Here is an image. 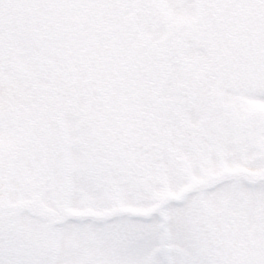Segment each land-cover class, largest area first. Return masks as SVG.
Returning a JSON list of instances; mask_svg holds the SVG:
<instances>
[{
    "label": "trees",
    "instance_id": "1",
    "mask_svg": "<svg viewBox=\"0 0 264 264\" xmlns=\"http://www.w3.org/2000/svg\"><path fill=\"white\" fill-rule=\"evenodd\" d=\"M162 1L0 0V121L4 123L0 127L13 133L10 146L0 144V193L10 195L7 184L18 185L20 180L28 182L29 187L43 178L54 182L50 165L64 167L70 131L79 137L82 134L89 144L92 163L86 173L90 172L98 186L109 189L112 174L128 171L122 167L123 154L143 145L144 135L153 127V121L149 122L153 104H148L146 98L153 99L157 93L151 89L155 92V87L160 89V84L172 79L174 72L169 67L178 65L180 58L177 49L182 43L176 34L179 26L171 22ZM194 2L199 13L188 26V42L197 44L199 38L191 32L201 30L207 17L203 13L211 9L208 5L216 3L225 15L217 28H230L225 36L237 34L240 51L235 52V41L212 49L222 51L226 47L231 50V58L251 59L263 70H256L254 75L264 74V15L256 10L255 0ZM147 28L152 34L161 32L156 37L147 36ZM121 44L134 50L129 54L131 60L139 59L137 63L122 62ZM221 59L224 63L228 60ZM134 76L149 82L141 88L144 102L135 96ZM263 79L259 80L264 82ZM243 81L253 82L248 77ZM178 90L181 100L171 111L175 118L191 107L187 86ZM119 93L130 97L131 108L125 113L113 112ZM123 115L127 117L122 119ZM177 134H172L171 139L176 147L181 145L179 128ZM57 192L48 191L49 200L56 199ZM38 199L47 206L50 203L45 193ZM0 206V264H59L48 252L51 244L53 249L55 246L52 230L59 225L49 224L51 219L42 211L30 215L32 207L11 208L6 202ZM149 213L151 216L157 212ZM110 214L109 219L115 220L136 216L118 209ZM222 214L220 237L213 238L212 222L207 221L209 235L200 234L195 253L191 258L180 257L179 264H264L256 230L245 223L238 224L234 216L229 220L225 210ZM84 218L93 217L82 214L75 223H83ZM66 221L69 218L63 223ZM224 223L229 230H225ZM234 227L240 231L244 245L231 238ZM100 255L88 257L89 264H101Z\"/></svg>",
    "mask_w": 264,
    "mask_h": 264
},
{
    "label": "rangeland",
    "instance_id": "2",
    "mask_svg": "<svg viewBox=\"0 0 264 264\" xmlns=\"http://www.w3.org/2000/svg\"><path fill=\"white\" fill-rule=\"evenodd\" d=\"M176 1L163 0L162 7L171 22L179 26L176 34L178 42L182 43L177 49L180 58L178 65L169 67L174 72L172 79L160 84V89L155 87V92L151 89L157 93L153 99L146 98L148 104H153V114L149 117L153 127H147L150 129L144 135L143 145L129 148L123 154L122 167L128 171L112 174L109 189L98 186L97 181L90 178V172L86 173L92 163L89 144L82 134L79 137L70 131L62 172L55 164L50 165L54 182L43 178L31 187L22 180L18 185L7 184L11 192L7 201L11 208L32 207L30 215L41 210L55 212L53 220H61L65 213L93 217L84 218L83 223L78 224L69 218L52 230L55 246L53 249L54 243L51 244L48 252L59 264H89V259L98 254L102 257L101 264H179L180 257L191 258L195 253L200 234L207 232L209 235L207 221L212 222L213 238L220 237L218 232L223 229L224 210L229 213V220L234 216L238 224L245 223L256 230L259 250L264 251V182L259 181L264 177V89L235 93V90L223 88L225 76L235 73V68L239 75L250 73L249 76H254L261 65L255 66V62L248 60L241 65H235V61L234 65H220L219 58L232 59L231 50L225 45V50L215 51L212 46L221 48L226 41L228 45L235 41V52L240 51L236 45L239 37L237 34L225 36L230 28H217L225 15L213 3L208 5L211 9L203 13L210 17L202 23L201 30L191 32L199 38L197 44L189 43L186 32L199 13L198 7L194 0ZM255 2L256 10L264 15V0ZM146 32L147 36L156 37L161 31L152 34L147 28ZM121 51L123 63L139 61L131 60L129 53L134 50H128L127 45L121 44ZM259 74L257 76H264ZM134 79L135 96L144 102L141 88L149 82L145 83L138 76ZM180 86H187L191 105L195 102L197 106H191L175 118L171 111L181 100ZM127 96L119 93L113 112L125 113V109L131 108ZM1 125L4 126L2 121ZM178 128L184 136L178 138L181 145L176 147L171 139ZM6 129L0 127L3 147L10 146L11 141V133ZM211 130L216 136H207ZM228 172L243 176L226 177ZM64 173L66 175H62ZM222 177L226 178L220 185L214 188L199 186L182 203H170L150 216L149 211L156 202L176 195L187 186L211 184ZM54 190L58 191L54 195L56 199L49 200L48 191L54 194ZM44 193L50 202L48 206L38 199ZM114 209H124L138 216L127 220L109 219ZM53 220L48 219L52 226ZM224 225L225 230H229L228 225ZM233 230L231 238L244 245L240 231L235 227ZM213 251L219 253L218 249Z\"/></svg>",
    "mask_w": 264,
    "mask_h": 264
},
{
    "label": "flooded vegetation",
    "instance_id": "3",
    "mask_svg": "<svg viewBox=\"0 0 264 264\" xmlns=\"http://www.w3.org/2000/svg\"><path fill=\"white\" fill-rule=\"evenodd\" d=\"M212 4V3H211ZM216 4V3H215ZM217 5V4H216ZM208 7V6H207ZM217 8H218V5L216 6ZM211 8V7H210ZM210 17V15L208 16L207 15V17H204V21H206L208 18ZM222 21H223V19L222 20H220V22H219V24H221L222 23ZM235 47V46H234ZM234 56H235V53H234ZM246 60H248V61H250V63H253V60H251V59H245V60H238V59H236V56H235V58H232V59H228L225 63L222 61V59L221 58H219V61L218 62H221L222 61V63L220 64V65H225V64H229V62L230 61H232V62H230L231 63V65H234V61H235V65H241L242 63L243 64H245L246 62ZM235 74H230V75H226L225 76V80L226 81H224V84H223V88H227V90H235V93H246V92H249V91H252V90H254V89H259V90H261V89H264V82L263 81H261V80H259L260 78H264V76L262 77V76H257V75H254V76H249V75H239V74H237V70H236V68H235ZM258 75H260V74H258ZM245 77H248V78H250L253 82H250V81H243V79L245 78ZM258 79H257V78ZM208 80V79H207ZM209 81V80H208ZM189 87V86H188ZM253 88V89H252ZM211 90H212V87L210 88ZM189 91V90H188ZM190 97H191V95H190ZM214 101H216L217 102V99H215ZM127 104H128V102H127ZM194 104L196 105V103L194 102ZM195 105H191V106H195ZM197 106V105H196ZM127 110H129L128 108L127 109H125V111L124 112H127ZM228 110V109H227ZM224 112H226V109H224ZM235 116H237V115H235ZM11 133V135L13 134L12 132H10ZM180 133V132H179ZM181 136H179L180 138H182V136H184V134H180ZM207 136H209V137H212V136H216V133H214V131H210V134H207ZM250 175V174H249ZM236 176H238V177H242L243 175H236ZM225 180V178H221V180H216V184L212 187V188H214V187H216L217 185H220L223 181ZM260 182H264V177L262 178V179H260L259 180ZM206 188V187H205ZM6 192V191H5ZM8 197H9V195H6V194H4V193H0V205H2V204H5V202H6V204H7V206H9L10 207V204H9V202L7 201L8 200ZM1 211H2V208H1V206H0V214H1ZM42 213L45 215L46 213L44 212V210H42ZM53 215L55 216V212H53Z\"/></svg>",
    "mask_w": 264,
    "mask_h": 264
},
{
    "label": "water",
    "instance_id": "4",
    "mask_svg": "<svg viewBox=\"0 0 264 264\" xmlns=\"http://www.w3.org/2000/svg\"><path fill=\"white\" fill-rule=\"evenodd\" d=\"M227 176L230 177L231 173H228ZM201 185L206 186V187H212L214 184L202 183ZM194 189H195L194 186H187V187L183 188L182 190H180L176 195H169L166 199H164V201L162 203H160L157 206V209L160 210L172 202L173 203L183 202L185 200V198L194 191ZM124 212L127 213V210H125ZM51 216H52V214H51ZM68 217L74 218L75 220L81 219L80 214H72V213H65V215L63 216V219H66ZM58 223H60V220H58V219L55 220V224H58Z\"/></svg>",
    "mask_w": 264,
    "mask_h": 264
}]
</instances>
